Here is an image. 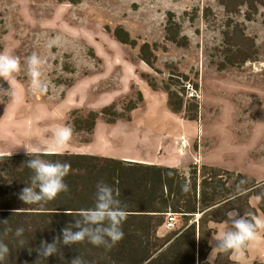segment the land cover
I'll list each match as a JSON object with an SVG mask.
<instances>
[{"label": "rangeland", "instance_id": "1", "mask_svg": "<svg viewBox=\"0 0 264 264\" xmlns=\"http://www.w3.org/2000/svg\"><path fill=\"white\" fill-rule=\"evenodd\" d=\"M168 12L180 23L186 47L165 39ZM229 19L243 21V15ZM263 21L261 15L244 21L245 33L257 47L255 59L239 68L219 69L228 16L216 0H82L75 5L63 0H0V52L21 61V71L10 82L0 79V89L17 94L13 102L0 91V154H26L24 144L47 151L53 132L69 125L74 110L83 115L108 108L119 113L140 97L128 113L130 121L117 118L110 123V114L100 116L92 133H74L71 142L55 152L170 165L186 174L190 165H196L198 174L204 164L241 170L257 183L250 192L261 189L257 193L263 194ZM118 26L135 44L116 38ZM144 42L156 57L153 68L139 56ZM244 44L248 42L241 40ZM33 52L45 60L48 90L42 95L32 91L25 62ZM183 75L200 88L201 98L196 109L189 111L186 105L176 113L163 85L187 103ZM182 140L187 148H181ZM177 217L174 229L162 225L158 235L180 229L184 221ZM225 230L220 226V234Z\"/></svg>", "mask_w": 264, "mask_h": 264}, {"label": "trees", "instance_id": "2", "mask_svg": "<svg viewBox=\"0 0 264 264\" xmlns=\"http://www.w3.org/2000/svg\"><path fill=\"white\" fill-rule=\"evenodd\" d=\"M63 1L75 5L82 0ZM216 1L228 16L227 30L223 32L225 55L218 68L225 69L227 65L239 68L254 60L258 52L254 39L245 33L244 21H255L258 15L264 17V0ZM241 14L243 21L229 19V16ZM174 16L171 12L167 14L165 39L178 47H186L188 39L181 35V25ZM115 36L123 44H135L122 26L116 28ZM241 40L248 44L240 45ZM139 51L141 60L153 68L156 57L150 45L144 42ZM183 78L188 79L186 75ZM147 82L154 87L150 80ZM163 87L174 112L179 113L186 105L189 111L198 107L197 101L183 103L180 93L168 84ZM140 100L139 97L130 102V107L119 113L108 108L83 115L74 110L69 125L74 133H92L100 116L111 115L110 120L107 118L110 123L117 118L130 121L128 113ZM32 158L26 154H0V240L9 248L8 256L0 264H71L78 256L86 264H211L207 261L209 222H228L227 212L233 209L240 215L255 214L247 198L257 183L240 172L204 164L199 169L200 174L196 165H190L186 174L175 167L84 153L43 155V159L71 165L65 177L69 190L47 203L24 204L19 193L30 183L33 173L26 161ZM100 181L119 190L118 199L127 211V219L122 224L123 239L111 248L97 247L87 240L72 246L61 244L57 254L46 259L41 257L38 251L41 241L52 243L61 235L62 228L80 218L76 215L79 210L94 206L96 185ZM184 184L189 185V191H182ZM169 211L182 216L184 225L166 236H159L158 230ZM5 220L7 223H2ZM21 227L24 232L17 236L16 229ZM7 228L12 231L5 235ZM223 256L219 254L215 264L228 263Z\"/></svg>", "mask_w": 264, "mask_h": 264}, {"label": "clouds", "instance_id": "3", "mask_svg": "<svg viewBox=\"0 0 264 264\" xmlns=\"http://www.w3.org/2000/svg\"><path fill=\"white\" fill-rule=\"evenodd\" d=\"M28 75L31 79V89L36 94H44L48 90V84L43 79L45 60L35 52L25 58ZM21 71L20 58L8 53L0 52V79L10 82L16 73ZM5 95H9L13 102L17 99L15 90L0 89ZM74 129L70 125L58 127L53 132L52 142L47 146V151L40 146L32 144L22 145L28 159L26 165L32 170L30 183L26 184L19 193V199L24 204H41L53 201L58 194L67 192L68 185L65 177L69 174L71 165L67 162L52 161L41 158L43 155L54 154L57 149L63 148L71 142ZM171 176L172 173H169ZM184 192L189 191V185H181ZM119 190H114L107 183L100 181L96 185L95 203L92 208L81 209L76 215L74 223L67 224L60 230L61 235L56 236L52 243L41 241L38 249L40 256L46 259L57 254L61 244L72 246L87 240L94 246L111 248L123 239L122 224L127 219V211L121 206L118 199ZM228 227L217 237V247L221 251H234L239 254L250 244L257 241V232L264 229V219L247 215H240L237 211L227 213ZM2 223H7V220ZM75 229V231H73ZM11 228L5 229V235L11 232ZM24 229L17 228L16 235L20 236ZM62 237V238H61ZM9 254L8 246L0 240V262H3ZM71 264H86L80 256L74 258Z\"/></svg>", "mask_w": 264, "mask_h": 264}, {"label": "crops", "instance_id": "4", "mask_svg": "<svg viewBox=\"0 0 264 264\" xmlns=\"http://www.w3.org/2000/svg\"><path fill=\"white\" fill-rule=\"evenodd\" d=\"M6 84L8 85V83ZM4 154H9V153H4ZM125 160H131V159H125ZM201 160L203 161L202 155H201ZM131 161H135V160H131ZM168 166L171 167L170 165ZM236 172H240L242 174L244 173L241 172V170L239 171L236 170ZM258 190L261 189H256L255 191H252L251 195L247 198V203L249 207L255 211V214L250 215L249 213H243L241 215H247L249 218L257 217L264 219V206L262 205L264 201L263 198L264 193L255 194V192ZM242 195L244 194L242 193ZM231 211H237V210L233 209L228 211L227 213ZM222 225H225L226 229L230 227V224L226 221H222V222L211 221L208 224V230L210 231V233L208 238L209 252L207 255V261H209L211 264H215L217 256L223 253L224 254L223 258L225 259V261H229L226 264H264V229L258 230L256 242H253L252 244L249 245V247L244 249L241 253L237 254L231 250L227 252L221 251L217 247V237L220 235L219 228Z\"/></svg>", "mask_w": 264, "mask_h": 264}, {"label": "built area", "instance_id": "5", "mask_svg": "<svg viewBox=\"0 0 264 264\" xmlns=\"http://www.w3.org/2000/svg\"><path fill=\"white\" fill-rule=\"evenodd\" d=\"M183 88L187 101H198L201 98L200 88L191 79L184 82ZM180 145L181 148H187V143L184 140L180 141ZM177 218L176 213L171 211L167 212L164 226L169 230L174 229Z\"/></svg>", "mask_w": 264, "mask_h": 264}]
</instances>
